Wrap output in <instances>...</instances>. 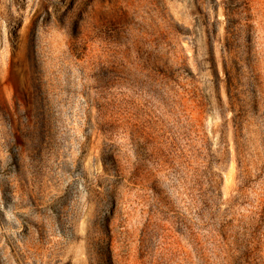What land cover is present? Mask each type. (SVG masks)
<instances>
[{"label":"rangeland","instance_id":"374dc122","mask_svg":"<svg viewBox=\"0 0 264 264\" xmlns=\"http://www.w3.org/2000/svg\"><path fill=\"white\" fill-rule=\"evenodd\" d=\"M0 264H264V0H0Z\"/></svg>","mask_w":264,"mask_h":264},{"label":"bare ground","instance_id":"6f19581e","mask_svg":"<svg viewBox=\"0 0 264 264\" xmlns=\"http://www.w3.org/2000/svg\"><path fill=\"white\" fill-rule=\"evenodd\" d=\"M66 9H67V3L66 2H63L61 4L60 8H59V11H60V13H63V12L66 11Z\"/></svg>","mask_w":264,"mask_h":264}]
</instances>
